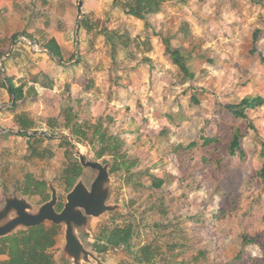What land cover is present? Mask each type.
Wrapping results in <instances>:
<instances>
[{"label":"rangeland","instance_id":"374dc122","mask_svg":"<svg viewBox=\"0 0 264 264\" xmlns=\"http://www.w3.org/2000/svg\"><path fill=\"white\" fill-rule=\"evenodd\" d=\"M126 1L0 0V209L11 196L39 207L54 185L59 210L72 188L65 172L79 160L68 154L80 150L109 165L107 203L120 205L80 234L103 264H264V0H163L144 17ZM53 37L62 59L44 46ZM8 76L23 86L17 103ZM246 97L260 103L246 119L230 116L226 108ZM24 118L35 138L24 135ZM96 125L122 148L100 155ZM218 126L213 162L202 144ZM230 126L243 135L244 157L229 154ZM29 177L45 183L40 195L24 194ZM80 178L90 186L95 172L82 166ZM127 225L129 246L96 250ZM60 226L49 253L70 263Z\"/></svg>","mask_w":264,"mask_h":264},{"label":"trees","instance_id":"16d2710c","mask_svg":"<svg viewBox=\"0 0 264 264\" xmlns=\"http://www.w3.org/2000/svg\"><path fill=\"white\" fill-rule=\"evenodd\" d=\"M120 1V0H116ZM163 0H127L125 5L129 13H133L137 16L144 17L148 13H157L160 10L161 3ZM257 40L255 36V41ZM45 48L53 54L54 56L62 59V51L57 42L53 37L45 45ZM167 52L173 58L175 64H177L182 70L188 72V67L186 65V57L179 50L172 51L167 45ZM253 52H257V49H253ZM264 59V58H262ZM4 86L9 90L10 94L14 98L15 102L22 100L25 95L23 91V86H17L14 84L11 77H5L3 82ZM260 103L258 97H246L241 102L236 105L227 107V112L233 118H248L247 111L254 108ZM32 123L24 118L21 121V128L24 131V135L28 136L30 139L34 136L28 135L31 129ZM95 135L99 139V142L103 144V148L100 155L107 152L115 154L122 148L123 144L120 139H114L112 136H108L106 128L103 125H96ZM103 128V129H102ZM215 130L214 135L203 137L202 146L209 148L211 152V161H216L220 146L223 144L222 132L220 126ZM230 131L233 132L232 139L227 145L229 154L231 157H244L245 149L243 148V135L237 127H229ZM80 131L77 132V134ZM36 134V133H35ZM35 138V137H34ZM93 139V138H92ZM198 147V144L193 141L189 148ZM204 160L208 161L204 158ZM134 163L127 165V168L133 166ZM65 181L68 186H73L78 176L81 175V170L79 166L71 165L67 168L65 172ZM257 176L264 180V165L257 171ZM163 181L159 180L156 185L158 187L162 186ZM45 188V183L43 181H33L32 178H28L26 182V187L24 190L25 195H40ZM61 231V226L51 223L50 226L40 225L29 229L19 231L8 237L0 239V264H60L58 263L54 255L49 253V250L54 248L58 242V235ZM133 237V226H117L111 231H107L104 235V243L95 244V248L99 253L107 251L110 247H120L123 245L129 246L131 239ZM144 258L150 259L151 253L148 249H144ZM3 255H8L9 258L2 259ZM71 263V262H70ZM69 262H64L63 264H70Z\"/></svg>","mask_w":264,"mask_h":264},{"label":"water","instance_id":"95a60500","mask_svg":"<svg viewBox=\"0 0 264 264\" xmlns=\"http://www.w3.org/2000/svg\"><path fill=\"white\" fill-rule=\"evenodd\" d=\"M79 5L81 7L82 2ZM37 134L48 135L46 132ZM61 137L71 139L68 135ZM68 157L78 158L82 166L95 171L96 178L90 187L82 178L78 179L67 193L66 202L60 210L57 209L58 190L54 185L50 187L52 194L49 200L39 207H34L24 197H7L0 209V238L8 237L18 229L40 226L49 221L65 227L63 254L71 260V264H103L95 253L87 249L80 234L90 226L92 217H99L120 207L107 203L111 183L109 165L90 160L80 150L68 154Z\"/></svg>","mask_w":264,"mask_h":264},{"label":"flooded vegetation","instance_id":"af4514ba","mask_svg":"<svg viewBox=\"0 0 264 264\" xmlns=\"http://www.w3.org/2000/svg\"><path fill=\"white\" fill-rule=\"evenodd\" d=\"M36 134H37V132H36ZM70 159H76V158H70ZM77 160H78V159H77ZM71 165L79 166L80 170H81V168H82V164H81L80 160H78V162H71L70 166H71ZM70 166H69V167H70ZM83 167H84V166H83ZM93 171H94V170H93ZM94 172H95V171H94ZM95 178H96V173H95ZM95 178H94V180H95ZM78 179H80V176L77 177L75 183L77 182ZM94 180H93V181H94ZM93 181H92V182H93ZM90 185H91V184H90ZM73 186H74V185H73ZM73 186H72V187H73ZM89 187H90V186H89ZM64 204H65V202L62 203V205L60 206L59 210L64 206ZM58 205H59V199H58ZM48 222H49V221L45 222V223L42 224V225H46V223H48ZM49 223L51 224V222H49ZM28 229H29V228H28ZM24 230H25V229H24ZM14 234H15V233H14ZM12 235H13V234H12ZM0 239H1V238H0Z\"/></svg>","mask_w":264,"mask_h":264}]
</instances>
